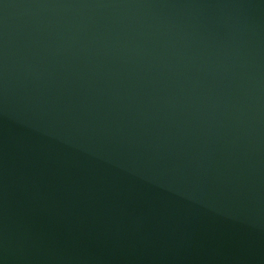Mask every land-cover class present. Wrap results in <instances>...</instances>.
Wrapping results in <instances>:
<instances>
[{
    "label": "water",
    "instance_id": "95a60500",
    "mask_svg": "<svg viewBox=\"0 0 264 264\" xmlns=\"http://www.w3.org/2000/svg\"><path fill=\"white\" fill-rule=\"evenodd\" d=\"M0 264H264V0H0Z\"/></svg>",
    "mask_w": 264,
    "mask_h": 264
}]
</instances>
